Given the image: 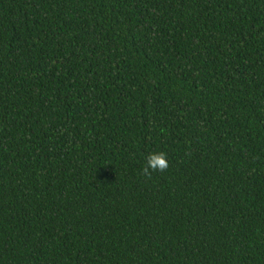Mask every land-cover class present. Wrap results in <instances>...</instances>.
<instances>
[{"label": "trees", "instance_id": "1", "mask_svg": "<svg viewBox=\"0 0 264 264\" xmlns=\"http://www.w3.org/2000/svg\"><path fill=\"white\" fill-rule=\"evenodd\" d=\"M0 264H264V0H0Z\"/></svg>", "mask_w": 264, "mask_h": 264}, {"label": "clouds", "instance_id": "2", "mask_svg": "<svg viewBox=\"0 0 264 264\" xmlns=\"http://www.w3.org/2000/svg\"><path fill=\"white\" fill-rule=\"evenodd\" d=\"M149 167L163 170L168 167L167 161L162 153H153L149 157Z\"/></svg>", "mask_w": 264, "mask_h": 264}]
</instances>
